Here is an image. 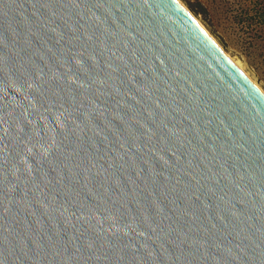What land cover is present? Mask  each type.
<instances>
[{"label": "water", "instance_id": "95a60500", "mask_svg": "<svg viewBox=\"0 0 264 264\" xmlns=\"http://www.w3.org/2000/svg\"><path fill=\"white\" fill-rule=\"evenodd\" d=\"M182 0H0V264H264V89Z\"/></svg>", "mask_w": 264, "mask_h": 264}, {"label": "rangeland", "instance_id": "374dc122", "mask_svg": "<svg viewBox=\"0 0 264 264\" xmlns=\"http://www.w3.org/2000/svg\"><path fill=\"white\" fill-rule=\"evenodd\" d=\"M200 18L230 47L244 56L264 79V56L256 46L248 44L229 16L233 12L249 13L250 22L264 34V21L257 0H185ZM264 43V40H263Z\"/></svg>", "mask_w": 264, "mask_h": 264}, {"label": "trees", "instance_id": "16d2710c", "mask_svg": "<svg viewBox=\"0 0 264 264\" xmlns=\"http://www.w3.org/2000/svg\"><path fill=\"white\" fill-rule=\"evenodd\" d=\"M256 3L260 11L259 17L264 21V0H257ZM229 18L235 23L238 32L246 39L248 44L259 48L264 56V34L258 31L252 22H250L251 18L249 17V13L242 14L233 12Z\"/></svg>", "mask_w": 264, "mask_h": 264}, {"label": "bare ground", "instance_id": "6f19581e", "mask_svg": "<svg viewBox=\"0 0 264 264\" xmlns=\"http://www.w3.org/2000/svg\"><path fill=\"white\" fill-rule=\"evenodd\" d=\"M182 2L191 8L185 0ZM196 15V14H195ZM197 16V15H196ZM198 17V16H197ZM202 24L211 32V34L216 38V40L220 43V45L227 51V53L241 66L253 79L264 89V79L260 76V74L254 69V67L250 64V62L242 55L235 53L232 48H230L212 29V27L208 26L201 18L198 17Z\"/></svg>", "mask_w": 264, "mask_h": 264}]
</instances>
